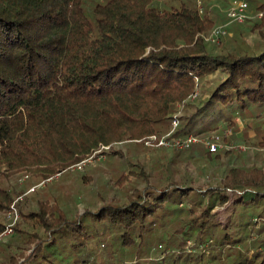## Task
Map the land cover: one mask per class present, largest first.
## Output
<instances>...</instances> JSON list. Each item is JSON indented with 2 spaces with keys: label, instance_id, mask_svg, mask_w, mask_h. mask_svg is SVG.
Here are the masks:
<instances>
[{
  "label": "trees",
  "instance_id": "obj_1",
  "mask_svg": "<svg viewBox=\"0 0 264 264\" xmlns=\"http://www.w3.org/2000/svg\"><path fill=\"white\" fill-rule=\"evenodd\" d=\"M223 1L0 0V232L14 199L4 182L13 176L52 179L102 145L117 156L120 146L147 149L152 134L207 136L222 119L234 131L231 109L264 122V0H245L252 17L228 24L219 43L196 37L229 20L233 0ZM256 142L264 149V131ZM231 150L173 151L215 160L219 173L201 190L186 178L133 183L124 202L105 201L73 219L54 202L20 208L4 243L16 252L7 254L15 264H130L125 247L148 252L157 218L183 212L181 238L165 230L159 245L170 251L145 264H264V222L254 237L256 217L247 218L249 229L238 222L248 197L262 202L257 217L264 214V178L261 169L224 165ZM224 209L231 214L219 216ZM192 235L194 251L185 247ZM108 239L103 254L88 245Z\"/></svg>",
  "mask_w": 264,
  "mask_h": 264
},
{
  "label": "rangeland",
  "instance_id": "obj_2",
  "mask_svg": "<svg viewBox=\"0 0 264 264\" xmlns=\"http://www.w3.org/2000/svg\"><path fill=\"white\" fill-rule=\"evenodd\" d=\"M228 1L221 2V7H224ZM249 16L252 17V15ZM212 26L215 25L211 24L207 26L202 32L209 31ZM252 41L251 37H245L242 44L248 46ZM212 81L213 77L207 79L209 83ZM182 107L181 103L177 104L178 111L176 114H180ZM230 115L232 119L239 123L237 129L232 131L226 126V121L222 119L218 122V129L208 134H218L221 138L223 136L230 137L231 134H235L240 139L227 141L233 145L244 144L248 148L245 150L232 148L229 151L232 157L226 155L222 158V162L224 165L239 167L245 171H250L252 168L261 169V175L264 178V149L258 148L256 144L259 134L264 131V122L260 119H254L251 113H238L236 109H231ZM108 148L109 146H100L98 150L75 163H81L79 169L73 167L75 164L67 166L66 169L56 173L48 181L47 179L41 180V178L33 176L26 178V176H22L21 174L13 176L4 182V186L11 191L14 198L11 204L16 201L17 210L21 208V210L23 209L22 211H26L29 208L36 209L37 203L40 201L54 202L57 203L58 208L62 210L66 218L73 219L84 210L93 209L102 202H124L126 194H130V190L126 192L127 186H132L133 183L137 186H143L147 181L159 187L170 184L168 182H171V180L176 181L186 178L191 182L192 186L201 190L211 185L213 177L219 173L216 172L219 170L215 168V160L206 158L199 151L175 153L173 152L174 150L164 147H156V149L148 147L147 149H143L141 147L126 145L120 146L119 155L114 156L108 153ZM172 157H175V163L171 160ZM137 165L142 166L143 169L139 170ZM136 170L137 172L135 173ZM31 187H35L34 191L27 192ZM258 203L261 204L262 202L259 200V202L251 204L248 197L245 203L247 204L244 211L245 215L243 218L238 219L241 228H246L243 226L247 218L256 217L255 220L252 218L255 222L253 225V237L256 229L264 222V214L257 217L261 208L258 206ZM240 208L238 207V209ZM216 210L218 209L216 208ZM226 210L220 211L219 216H222L225 213L224 211H226V214H231V211ZM173 214L157 218L153 226L154 229L151 231L153 242L151 245H148V252L137 254L134 251V246L125 247L126 252L123 254L124 261L130 264H135L136 262L145 264L148 259L159 261L164 255H167L166 252L170 250L163 252L164 245L161 248L159 245L161 241L159 239L164 235L165 230L172 231L170 235L177 236L180 239L181 235L179 236V234H182L181 225L189 219V216L183 212H175ZM105 224L107 225V223ZM30 228L35 229L33 226ZM246 229H249V227ZM74 234L71 236L73 241L77 238V232ZM186 238V249L196 250H193V246L195 245L194 236ZM9 239L8 237L5 241L0 242V264H15L7 254H14L16 252L15 248L6 247L4 244L5 242H9ZM109 242L110 239L107 240L105 247L103 245L100 246L101 243L97 242H92L88 245L93 247L99 254H103L106 248H110ZM243 247L244 243L242 244V250ZM199 248H201V245H199ZM260 249L264 250V247ZM248 252V255L252 256V249ZM227 254H229L227 250L220 254L221 263H226ZM22 259L20 258L18 262ZM258 262L259 258H256L248 264H258Z\"/></svg>",
  "mask_w": 264,
  "mask_h": 264
},
{
  "label": "built area",
  "instance_id": "obj_3",
  "mask_svg": "<svg viewBox=\"0 0 264 264\" xmlns=\"http://www.w3.org/2000/svg\"><path fill=\"white\" fill-rule=\"evenodd\" d=\"M248 8V3L245 0H233L230 5L227 15L229 20L225 24L215 25L210 28L207 32H200L196 37H200L209 43H219L221 38L226 34V26L232 22H238L240 24L244 23L247 18H250L246 9ZM262 15L261 12L257 14L258 17ZM195 94L191 97L193 99ZM181 106L183 104L181 103ZM177 125V120L172 121V127L175 128ZM144 145L146 147L154 148H169L172 150L180 151L189 149L194 145H202L205 150L209 152H216L218 150H229L232 148H237L239 150H245L248 147L244 144L233 145L228 141H223L218 134H211L207 136H196L189 134L186 136H170L169 133L166 135L158 136L157 134H152L147 139L144 140ZM74 168H80L81 163L75 164ZM49 179H47L48 181ZM43 184V183H42ZM35 187L29 188V191H34ZM16 201H14L7 210L5 215V225L0 232V242L5 241L14 233V226L19 219V213L16 207Z\"/></svg>",
  "mask_w": 264,
  "mask_h": 264
},
{
  "label": "crops",
  "instance_id": "obj_4",
  "mask_svg": "<svg viewBox=\"0 0 264 264\" xmlns=\"http://www.w3.org/2000/svg\"><path fill=\"white\" fill-rule=\"evenodd\" d=\"M252 44H253V41H252V43L249 44V46H251ZM223 215H224V214H222V216H223Z\"/></svg>",
  "mask_w": 264,
  "mask_h": 264
}]
</instances>
